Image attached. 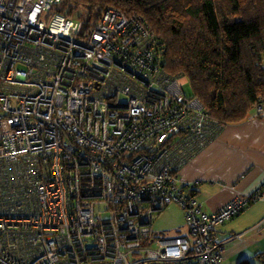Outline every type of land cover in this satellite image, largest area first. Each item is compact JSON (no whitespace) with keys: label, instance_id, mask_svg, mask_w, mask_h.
<instances>
[{"label":"built area","instance_id":"built-area-1","mask_svg":"<svg viewBox=\"0 0 264 264\" xmlns=\"http://www.w3.org/2000/svg\"><path fill=\"white\" fill-rule=\"evenodd\" d=\"M60 2L0 0V264H220L211 231L264 184L203 214L179 169L220 128L145 25L106 8L83 26ZM169 204L187 235L152 238Z\"/></svg>","mask_w":264,"mask_h":264},{"label":"trees","instance_id":"trees-1","mask_svg":"<svg viewBox=\"0 0 264 264\" xmlns=\"http://www.w3.org/2000/svg\"><path fill=\"white\" fill-rule=\"evenodd\" d=\"M106 8L146 26L162 69L186 78L220 129L264 104V0H61L56 11L86 26ZM169 205L154 215L152 238H164L153 233V222Z\"/></svg>","mask_w":264,"mask_h":264},{"label":"crops","instance_id":"crops-1","mask_svg":"<svg viewBox=\"0 0 264 264\" xmlns=\"http://www.w3.org/2000/svg\"><path fill=\"white\" fill-rule=\"evenodd\" d=\"M178 180L205 215L260 189L264 184V118L253 112L241 124L223 126L205 148L189 155ZM215 229V241L223 244L220 264H264V201L250 204Z\"/></svg>","mask_w":264,"mask_h":264},{"label":"rangeland","instance_id":"rangeland-1","mask_svg":"<svg viewBox=\"0 0 264 264\" xmlns=\"http://www.w3.org/2000/svg\"><path fill=\"white\" fill-rule=\"evenodd\" d=\"M181 89L185 98L187 99L192 98V92L187 82H185V84L182 86ZM255 107H254V112H255ZM185 226H186V222L184 220V211L179 206L175 204H171L167 206V208L159 216L155 218L153 222V233L159 237H171L179 234L187 235L188 228L187 226L186 227Z\"/></svg>","mask_w":264,"mask_h":264}]
</instances>
